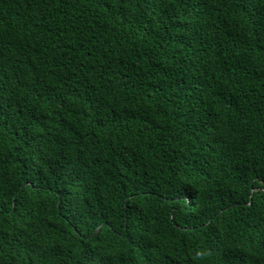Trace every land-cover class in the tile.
I'll return each mask as SVG.
<instances>
[{"label": "trees", "instance_id": "obj_1", "mask_svg": "<svg viewBox=\"0 0 264 264\" xmlns=\"http://www.w3.org/2000/svg\"><path fill=\"white\" fill-rule=\"evenodd\" d=\"M0 264H264V0H0Z\"/></svg>", "mask_w": 264, "mask_h": 264}]
</instances>
